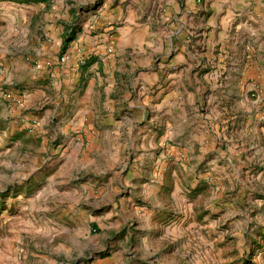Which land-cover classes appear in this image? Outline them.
<instances>
[{
    "label": "crops",
    "instance_id": "crops-1",
    "mask_svg": "<svg viewBox=\"0 0 264 264\" xmlns=\"http://www.w3.org/2000/svg\"><path fill=\"white\" fill-rule=\"evenodd\" d=\"M30 27L35 41L18 58L56 64L49 91L30 94L49 124L40 137L71 141L48 195L67 220L105 237L109 255L89 263L124 264L123 243L159 262V169L143 157L175 139L179 123L192 146L176 149L204 160L210 183L264 174V0H159V10L157 0H0L2 58ZM86 152L77 185L71 161ZM123 153L139 162L122 170ZM171 182L183 186L178 175Z\"/></svg>",
    "mask_w": 264,
    "mask_h": 264
},
{
    "label": "rangeland",
    "instance_id": "rangeland-1",
    "mask_svg": "<svg viewBox=\"0 0 264 264\" xmlns=\"http://www.w3.org/2000/svg\"><path fill=\"white\" fill-rule=\"evenodd\" d=\"M37 31L30 27L26 39L10 46L12 59L0 56V264H91L109 255L105 237H94V229L67 220L49 196L52 169L67 160L60 146L71 141L40 137L42 128L48 130L46 115L29 105L30 94L49 91L44 86L56 77L51 61L18 58L27 40L33 45ZM147 114L153 112L148 109ZM54 117L59 121L51 125L59 132L63 117ZM183 126L177 125L175 139L159 141L157 152L143 157L159 169V262L154 252L145 255L141 250L135 257L123 243L124 264H264V174L259 178L250 172L242 183H210L205 175L209 165L195 153L176 149L185 141L192 146ZM76 142L89 148L86 139ZM88 153L71 161L74 184L86 185L81 167ZM137 158L123 153L118 162L124 170L137 164ZM177 175L183 184L178 188L171 182ZM162 181L166 186L161 187Z\"/></svg>",
    "mask_w": 264,
    "mask_h": 264
},
{
    "label": "built area",
    "instance_id": "built-area-1",
    "mask_svg": "<svg viewBox=\"0 0 264 264\" xmlns=\"http://www.w3.org/2000/svg\"><path fill=\"white\" fill-rule=\"evenodd\" d=\"M66 61V57H62L60 60H59V63L60 64H63L64 62ZM259 94H260V91H253L252 92V97L257 99L259 97Z\"/></svg>",
    "mask_w": 264,
    "mask_h": 264
}]
</instances>
